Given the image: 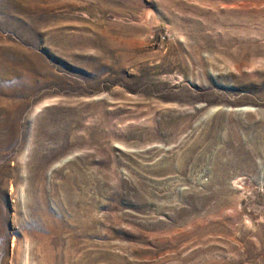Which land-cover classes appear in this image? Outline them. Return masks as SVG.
<instances>
[{
	"label": "rangeland",
	"instance_id": "rangeland-1",
	"mask_svg": "<svg viewBox=\"0 0 264 264\" xmlns=\"http://www.w3.org/2000/svg\"><path fill=\"white\" fill-rule=\"evenodd\" d=\"M0 264H264V0H0Z\"/></svg>",
	"mask_w": 264,
	"mask_h": 264
}]
</instances>
